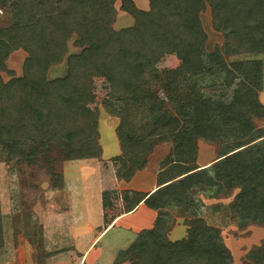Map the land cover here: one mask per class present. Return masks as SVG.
<instances>
[{
  "label": "trees",
  "instance_id": "trees-1",
  "mask_svg": "<svg viewBox=\"0 0 264 264\" xmlns=\"http://www.w3.org/2000/svg\"><path fill=\"white\" fill-rule=\"evenodd\" d=\"M103 1L0 0V10L14 16L9 25L0 22V161L25 160L59 179L56 163L99 158L90 79L103 78L109 90L107 109L113 102L125 104L117 129V179L130 182L147 168L156 146L171 135L181 139L173 154L179 173L162 171L152 193L122 192L127 213L144 203L157 218L117 254L114 264H233L220 229L201 217L210 209L202 199L233 196L226 209L237 226L264 227V126L255 122L264 121L259 100L264 66L247 60L231 62L224 78L212 72L231 55L264 54V0H210L214 28L225 36L224 46L213 53L205 50L208 36L201 22L206 0H150L148 11L126 8L135 24L119 32L97 19L96 8ZM73 35L84 49L67 56ZM19 50L27 58L23 74L16 77L7 60ZM176 50L183 73L206 74L200 86L191 91L185 85L186 92L166 98L125 101L141 75ZM65 58L67 75L48 80L51 67ZM5 72L11 76L7 82ZM228 92L233 99L225 104L221 95ZM199 141L217 147L218 157L205 168L197 163ZM105 201L109 198H104V208ZM175 216L185 218L191 228L187 238L171 241L168 232ZM115 218L104 223L106 228ZM248 256L253 264H264V243Z\"/></svg>",
  "mask_w": 264,
  "mask_h": 264
},
{
  "label": "rangeland",
  "instance_id": "rangeland-1",
  "mask_svg": "<svg viewBox=\"0 0 264 264\" xmlns=\"http://www.w3.org/2000/svg\"><path fill=\"white\" fill-rule=\"evenodd\" d=\"M131 1L133 4L128 1L124 3V0H104L99 3L95 15L102 24L115 32L133 27L135 20L126 8L141 9L133 0ZM137 1L144 2L146 9L150 6V0ZM206 2L207 7L206 11L201 13V22L208 36L205 50L213 53L218 47L224 46L225 36L215 30L211 1L206 0ZM13 21L12 13L0 10L1 24L9 25ZM78 40L79 37L73 35L68 41L67 56L80 54L83 51V47L76 45ZM26 58L27 54L24 51L12 53L7 60V69L16 77L21 76ZM247 60L262 61L264 66V54L231 55L222 63L216 64L212 74L224 78L225 71L231 62ZM183 66L181 53L177 50L173 51L141 75L135 88L125 95V101L133 102L155 96L166 98L168 95L186 92L187 86L194 91L200 86L206 74L192 76L183 73ZM67 73L68 66L65 58L61 64L51 67L47 79L63 78ZM2 76L6 82L11 79L8 72L2 73ZM90 84L96 95L95 104L91 105V109L97 115V147L101 150L99 158L56 163V172L60 174L59 179L44 168L28 166L25 160L18 163L0 161L2 216L0 264H59V261L61 264H76L79 259L76 261V254L70 252L66 253V256H61L63 258H58L59 261L54 258L60 252L73 249L82 256L89 249L85 247V241L82 246L79 241L81 237H84L87 223H98L94 227L86 226V231H92L91 234H85V237L88 236L87 239H89L91 235H96L99 230H102L105 222L128 214L122 201L124 190L123 187L121 188L120 180L117 181L115 159L121 151L117 129L120 124L119 115L125 109V104L122 101L113 102L110 104L111 111H109L106 103L109 90L105 79L91 78ZM233 94V92L222 93L225 104H230ZM260 101L264 104V89L260 92ZM255 122L258 127L264 126V121ZM180 143V138L171 135L167 143L156 146L149 153L148 166L145 170L157 176L156 183L162 171H169L172 176L180 172L179 167L174 165L176 161L173 157L174 150ZM198 146V166L214 162L218 157L216 146L204 141H199ZM105 197L109 198V202L105 201L104 208ZM233 198L232 196L226 199H202L204 205L210 209L207 214L202 211L201 217L205 218L207 224L220 229L224 243L232 253L233 264H245V260L253 264L252 254L250 257L248 254L254 247L251 246L252 243L256 241L249 234L258 236V239L259 236L264 239V235H257L256 231L240 229L237 226L232 214L226 209ZM156 215L153 212L144 214L138 211L120 222L103 239L96 248V252H93L92 259L90 258L86 264H93L102 248L105 259L107 256L112 259L115 251L126 250L139 237L141 230L153 225V218ZM76 218H80L81 226L76 225ZM173 220L175 223L168 232V238L171 241L176 240V237L178 240L187 238L188 230L191 228L187 220L177 216L173 217ZM178 231L180 233L176 234ZM70 254H73L72 260L69 259ZM105 262L108 261L105 260Z\"/></svg>",
  "mask_w": 264,
  "mask_h": 264
},
{
  "label": "crops",
  "instance_id": "crops-1",
  "mask_svg": "<svg viewBox=\"0 0 264 264\" xmlns=\"http://www.w3.org/2000/svg\"><path fill=\"white\" fill-rule=\"evenodd\" d=\"M134 3L136 4L137 7H140V9L142 11H148L149 10V7L148 6V9H146L145 7V3L142 2V1H137V0H133ZM141 4H144L143 6H140ZM149 5V4H148ZM145 6V7H144ZM259 100H260V94H259ZM261 102V101H260ZM215 161V160H214ZM213 162L209 163V164H205V165H202V166H199L201 168H205V167H208L209 165H211ZM149 171L147 170H144V171H139L135 174L134 178L130 181V182H124V181H119V183L121 184V188L123 187V190H133V191H140V192H146V193H152L154 192L156 189H157V183H156V175L155 174H152V173H148ZM145 174H147V176H145ZM118 181V179H117ZM144 186V187H143ZM88 210V209H87ZM89 211V210H88ZM140 212V213H144V214H151V212H153L155 215L157 214L156 211L154 210H151L149 209L144 203H141L133 212H130L128 214H124L122 216H117L114 221L112 222V224L106 228V226H103L102 230H99L98 231V234L96 235H91V238L87 239V237H85V234H91L92 231H86V226L88 225L89 227H94V225H97L98 223L95 224V222H90V223H87L85 225V232H84V237H81V239L79 240L81 246L82 244L84 243L85 241V247H89L88 250H86L84 252V254H81L78 252H75L76 250H70V251H63V252H60V254L55 257L54 259H57L59 261L60 258H63L61 256H66V253H73V254H76V261H78L79 259V262L76 263V264H86L87 261L91 258L92 259V256H93V252L95 251L96 252V248L99 247V245L102 243L103 239L117 226L120 224V222H122L123 220H125L126 218L128 217H131L133 216L136 212ZM92 214V212H91ZM151 217V215H150ZM154 217V215H153ZM156 218H157V215L155 218H153V225L152 226H148V229L152 228L154 226V223L156 221ZM76 221V225H79L81 226V220L80 218H76L75 219ZM150 227V228H149ZM247 229L249 230H253V231H256L257 235H264V227H261V226H249L247 227ZM75 230V229H74ZM145 230V229H144ZM142 231V230H141ZM182 232V231H181ZM180 232L178 231V233L176 232V234H179ZM251 235V237L253 238L254 241L256 242H253L251 246H258L262 243H264V239L263 238H260L259 236V239H258V236H255L254 234L252 235L251 233L249 234ZM180 238V237H179ZM170 239V238H169ZM171 240V239H170ZM176 240L177 237H176ZM175 239H173L172 241H176ZM77 241V240H76ZM78 243V241H77ZM103 250V248H102ZM102 250L99 251L98 253V256L96 258V260L93 261V264H114V261L116 259V256L117 254L120 252V251H123V250H119L118 252L115 251V253L113 254L114 257L111 259L110 257H106L105 259V255H102ZM112 252V251H111ZM73 254H70L71 257H69V259L71 258V260L73 259ZM59 258V259H58ZM105 260H107L108 262H105ZM63 262V260H61ZM59 264H61V262L59 261ZM64 264V263H63Z\"/></svg>",
  "mask_w": 264,
  "mask_h": 264
},
{
  "label": "water",
  "instance_id": "water-1",
  "mask_svg": "<svg viewBox=\"0 0 264 264\" xmlns=\"http://www.w3.org/2000/svg\"><path fill=\"white\" fill-rule=\"evenodd\" d=\"M263 104V103H262ZM264 105V104H263Z\"/></svg>",
  "mask_w": 264,
  "mask_h": 264
}]
</instances>
